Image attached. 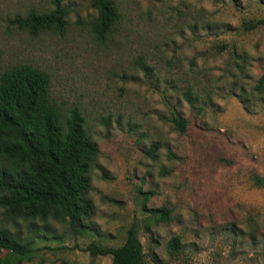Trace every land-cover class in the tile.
Masks as SVG:
<instances>
[{"label": "rangeland", "instance_id": "1", "mask_svg": "<svg viewBox=\"0 0 264 264\" xmlns=\"http://www.w3.org/2000/svg\"><path fill=\"white\" fill-rule=\"evenodd\" d=\"M92 1L0 0V72L29 65L47 73L55 104L78 108L98 147L92 217L78 228L39 222L46 238L23 264H111L82 250L122 245L133 222L147 264H251L250 245L222 229L252 221L264 233V0H112L118 29L105 40L91 32ZM56 8L66 16L61 35H33L14 22ZM188 89L197 108L205 95L211 103L190 107ZM172 113L188 121L186 134L164 120ZM153 142L161 147L151 158ZM154 209H169V220L157 222ZM173 237L179 256L168 251Z\"/></svg>", "mask_w": 264, "mask_h": 264}, {"label": "trees", "instance_id": "2", "mask_svg": "<svg viewBox=\"0 0 264 264\" xmlns=\"http://www.w3.org/2000/svg\"><path fill=\"white\" fill-rule=\"evenodd\" d=\"M92 6L96 10L92 34L101 40L111 38L119 23L114 2L93 0ZM14 22L33 35L43 31L61 35L66 16L62 9L56 8L43 13L30 11ZM261 23L249 22L246 27L253 29ZM136 64L144 72L150 71L141 58ZM262 87L264 69L258 80V88ZM203 97L206 100L202 99V105L197 108L199 96L190 89L183 93L187 104L198 110L211 103L210 95ZM164 120L179 135L186 134L188 121L180 114L172 113ZM160 147L158 142H153L147 150L148 156L156 157ZM97 153L98 147L87 132L80 110L74 107L64 113L53 101L47 73L29 65L0 72V264H23L31 260L37 240L46 238L39 235V222L70 221L78 228L92 217L89 168ZM168 154L176 157L170 149ZM169 174L170 170L161 169V176ZM151 212L157 222H167L170 218L169 209ZM246 225V230L228 226L222 231L232 243L246 241L255 253L249 262L258 264L264 260V233L257 222L249 221ZM82 251L92 256L109 255L111 264H147L136 222L127 229L122 245L108 248L91 242ZM168 251L172 256L184 253L179 238L169 240ZM238 257L244 260L245 254L239 253Z\"/></svg>", "mask_w": 264, "mask_h": 264}]
</instances>
